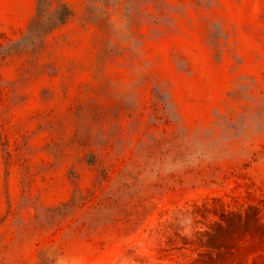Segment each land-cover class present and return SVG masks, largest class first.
<instances>
[{
	"label": "rangeland",
	"instance_id": "obj_1",
	"mask_svg": "<svg viewBox=\"0 0 264 264\" xmlns=\"http://www.w3.org/2000/svg\"><path fill=\"white\" fill-rule=\"evenodd\" d=\"M41 3L0 0V264H264V0Z\"/></svg>",
	"mask_w": 264,
	"mask_h": 264
},
{
	"label": "trees",
	"instance_id": "obj_2",
	"mask_svg": "<svg viewBox=\"0 0 264 264\" xmlns=\"http://www.w3.org/2000/svg\"><path fill=\"white\" fill-rule=\"evenodd\" d=\"M41 1H42L41 3V7H42L44 0H41ZM71 13H72L71 8L67 6L65 3H63L61 7L55 11V13L49 16L51 25L55 26V24L58 21H61V22L65 21L71 15Z\"/></svg>",
	"mask_w": 264,
	"mask_h": 264
}]
</instances>
